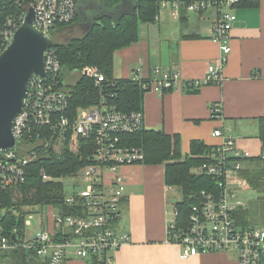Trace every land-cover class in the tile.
I'll return each instance as SVG.
<instances>
[{
    "label": "built area",
    "instance_id": "2783aa9c",
    "mask_svg": "<svg viewBox=\"0 0 264 264\" xmlns=\"http://www.w3.org/2000/svg\"><path fill=\"white\" fill-rule=\"evenodd\" d=\"M78 1L15 0L16 4L26 6V10H12L0 25V53L23 23L30 6L35 12V25L49 35L55 27L74 21ZM157 1L160 9H169L174 17H179L182 8L191 12L215 10L218 16L209 37L219 43L220 55L217 62L207 66L201 80H183L177 70L159 68L155 69L156 74L161 73L157 79L144 82L145 78L137 75L132 79L142 83L144 90L155 85L160 91H194L205 84H220L221 69L231 49L230 31L236 20L235 14L226 7L238 0H193L187 4L183 0ZM44 69V76L29 82L23 108L13 121L12 132L19 144L15 148H0V192L22 183L28 165L48 150L59 152L67 136L68 147L74 153L79 151L83 139L85 146H91V152L79 170L76 184L82 188L75 184L65 197L66 204L75 205L76 213L63 214L57 208L50 224L25 238L22 245L34 249L45 264H64L68 256L111 263L106 255L131 241L130 233L118 227L126 187L120 168L145 160L141 147L124 142L126 134L144 129L143 111H122L110 104L106 96H113L109 89L114 82L96 68H90L86 75L93 78L101 99L97 105L78 108L73 113L60 80L61 64L52 46L46 49ZM210 112L212 117H220V102H213ZM230 129L213 130L212 135L221 141L203 155L205 161L197 168V172L214 179L218 190L201 192V202L191 206L186 224L178 226L179 211L174 207L167 221V240L179 247L181 258L222 252L234 253L237 264H264V227L244 225L238 217V212L247 207L242 192L249 184L242 170L244 160L251 155L236 145ZM260 156L264 159V148ZM41 176L51 179L43 169ZM30 218L32 215L26 218L25 224H29ZM56 234L63 239L54 240ZM16 245L0 234V252Z\"/></svg>",
    "mask_w": 264,
    "mask_h": 264
},
{
    "label": "crops",
    "instance_id": "0c3cea01",
    "mask_svg": "<svg viewBox=\"0 0 264 264\" xmlns=\"http://www.w3.org/2000/svg\"><path fill=\"white\" fill-rule=\"evenodd\" d=\"M100 3L103 4L101 0H79L78 15L82 5L90 9L84 8V20L79 16L76 24L84 29ZM133 5V0H121L112 11L127 12ZM161 10L155 23L139 25L136 42L114 52L115 78L137 75L154 80L161 75L155 73L159 68L177 70L183 80H201L207 66L218 61L219 43L209 37L218 16L215 10L185 9L179 17L169 9L166 15ZM226 10L233 12L236 20L228 41L231 49L221 69L222 82L202 85L196 91H160L151 85L143 94L144 129L177 134L184 156L192 140L216 146L221 139L212 135L213 130L230 127L236 145L251 155L244 166L251 167L255 165L253 158L262 151L257 132L258 120L264 117V0L256 7L233 5ZM213 102L221 104L220 117L211 116ZM262 165L264 170V160ZM120 172L126 187L118 227L130 233L131 241L106 255L111 264H237L234 253L210 252L181 258L179 247L167 240V221L174 208L170 198L175 188L165 184L164 164L125 165ZM258 194L247 208L254 204L264 227V178L260 197ZM64 264L101 263L93 258L68 256Z\"/></svg>",
    "mask_w": 264,
    "mask_h": 264
},
{
    "label": "trees",
    "instance_id": "16d2710c",
    "mask_svg": "<svg viewBox=\"0 0 264 264\" xmlns=\"http://www.w3.org/2000/svg\"><path fill=\"white\" fill-rule=\"evenodd\" d=\"M107 9L114 8L121 0H101ZM185 4L193 0H183ZM133 8L114 17L104 14L97 17L92 25L80 37L73 36L76 31L78 13L74 21L63 24L52 30L56 31L57 41L52 38V48L56 51L61 64L60 80L66 89L70 110L76 113L78 108H88L97 105L101 99L99 88L93 78L86 75V67L93 66L105 77L113 81L109 89L113 96L106 99L119 110L132 111L142 108L144 89L142 83L132 78H115L113 76V54L116 50L127 47L136 42L139 36V25L155 23L159 14L157 0H133ZM260 0H238L235 4L240 7H256ZM0 25L12 10H26V6L15 3V0H0ZM185 8L181 9V13ZM51 30V31H52ZM75 30V31H74ZM72 33V35H70ZM66 36V37H65ZM65 37L64 41L61 38ZM78 73L73 83L64 84L67 76ZM144 79V82H149ZM196 91V90H194ZM262 149L264 148V117L258 120V132ZM59 152L48 150L45 155L38 156L27 167L25 180L6 191L0 192V210L5 207L6 212L0 214V234L17 244L9 251L0 252V264H45L36 254L34 249L25 248L22 243L25 236V220L32 213L24 210V205L35 204L56 207L63 214H75V205L65 203L67 195L65 185L61 181L66 176L76 175L78 170L86 163V156L91 152V146H85L80 140L79 151L74 153L68 147V136ZM82 141V143H81ZM87 142V141H86ZM124 142L127 145L141 147L144 151L147 164H164V181L169 187H176L181 193V200L174 203L179 211L178 226L186 224L191 213V206L201 202L202 191H217L218 186L214 179L205 173L197 172V168L204 163L203 155L211 150L212 146L205 145L200 140H192L189 153L181 154L180 138L177 134L169 135L161 130L142 129L126 134ZM248 157L244 161L250 160ZM261 156L253 158L255 165L245 167L242 174L247 179L249 188L259 192L263 190V162ZM44 170L51 179H43L41 170ZM195 170L196 173L192 172ZM17 191L21 197L12 201V192ZM255 209H241L238 212L239 220L244 225H249V217ZM47 220L46 225L50 224ZM43 225V224H42ZM45 224L43 226H46ZM63 236L56 234L54 240L60 241ZM101 264L106 260H97Z\"/></svg>",
    "mask_w": 264,
    "mask_h": 264
},
{
    "label": "water",
    "instance_id": "95a60500",
    "mask_svg": "<svg viewBox=\"0 0 264 264\" xmlns=\"http://www.w3.org/2000/svg\"><path fill=\"white\" fill-rule=\"evenodd\" d=\"M117 6V5H116ZM115 6V7H116ZM99 4L96 13L87 20V30L94 20L104 14L118 17L124 12L113 13ZM128 12V11H127ZM84 20V16L81 17ZM80 22V21H79ZM53 45L52 38L35 25L33 7L27 9L23 23L14 31L0 53V148H15L19 142L12 132L15 117L23 108L27 88L32 78L45 75L46 49Z\"/></svg>",
    "mask_w": 264,
    "mask_h": 264
},
{
    "label": "rangeland",
    "instance_id": "374dc122",
    "mask_svg": "<svg viewBox=\"0 0 264 264\" xmlns=\"http://www.w3.org/2000/svg\"><path fill=\"white\" fill-rule=\"evenodd\" d=\"M84 8H87L88 10L90 8H88L85 4L82 5V9L80 10V19H82V15L84 13ZM95 12H97L95 10ZM161 12L166 15L165 13L167 12L169 14L168 9L166 8H162ZM75 31V30H74ZM85 32V30L82 29V26H78L76 28V31L73 32V36L75 37H80L83 35V33ZM72 35V33L70 34ZM49 36L53 39H55L57 41V34L55 30H52L49 32ZM66 37V36H65ZM65 37L61 38V41H64ZM90 68H95L93 66H87L86 67V71ZM78 76V73H73L72 75H69L66 77L64 84H69V83H73L76 78ZM54 151V150H53ZM56 152V151H54ZM57 153V152H56ZM80 170V169H79ZM79 170L76 173V175L73 176H66L64 178L61 179V181L64 183L65 185V189L66 192H70L72 190V186H74L77 181H78V176L79 175ZM192 172L196 173L195 170H193ZM80 184H76L75 186L77 188H82V185ZM79 186V187H78ZM76 188V189H77ZM175 188V193L174 196L172 195V197L170 198V202H177L181 200V193L179 191L178 188ZM242 196L245 199L247 206L250 202L254 201V199L257 196V191L256 190H252L247 188L245 191L242 192ZM16 197H21V194L17 191L14 190V192H12V201L15 202ZM24 210H31L30 212H32L30 215H32V218L29 219V224L25 225V236L26 238L32 237L33 235H35L38 231H40V229H42V227L44 224L46 225L47 220H50L53 214H56L58 212L56 207H52V206H43V205H31V204H26V206L24 205ZM7 209H5V207L3 209L0 210V214H4L6 212ZM260 214L257 210H253V212L251 213V216L249 217V224L250 225H254V226H261L263 227V225L260 223ZM43 224V225H42Z\"/></svg>",
    "mask_w": 264,
    "mask_h": 264
}]
</instances>
